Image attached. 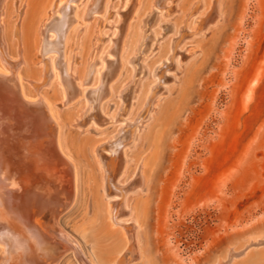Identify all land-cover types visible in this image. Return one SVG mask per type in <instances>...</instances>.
Wrapping results in <instances>:
<instances>
[{
    "label": "rangeland",
    "instance_id": "rangeland-1",
    "mask_svg": "<svg viewBox=\"0 0 264 264\" xmlns=\"http://www.w3.org/2000/svg\"><path fill=\"white\" fill-rule=\"evenodd\" d=\"M49 1L7 0L0 65L13 67L26 95L51 105L64 153L77 169L75 201L55 222L61 238L69 236L89 264H126L114 261L121 229L136 234V251L127 264H264V0H173L160 23L162 34L151 41L130 112L116 114L114 94L102 105L105 122L97 126L76 124L83 102H62L55 80L43 84L40 79L45 62L41 65L35 52L37 27ZM109 2L113 15L102 28L105 39L125 0ZM215 5L220 14L216 22L198 30ZM93 27V19L78 20L66 40L70 72L77 77ZM173 38L179 62H167L164 78L156 76L157 87L165 90L145 119L148 106L141 110V100L155 79L152 69L165 58ZM127 67L124 62L120 80L127 79ZM126 123V129H138L123 179L129 213L111 228L94 149ZM137 173L145 183L132 190L139 182ZM59 264L82 263L69 250Z\"/></svg>",
    "mask_w": 264,
    "mask_h": 264
},
{
    "label": "bare ground",
    "instance_id": "bare-ground-1",
    "mask_svg": "<svg viewBox=\"0 0 264 264\" xmlns=\"http://www.w3.org/2000/svg\"><path fill=\"white\" fill-rule=\"evenodd\" d=\"M82 2L49 1L37 27L35 52L41 57L39 63L42 65L45 62L39 72L43 84L55 80L64 103L74 100L83 102L76 124L97 126V123L105 122L100 113L102 105L114 94L118 98L116 114L122 116L130 112L133 100L140 91L141 73L151 41L162 34L160 23L168 16L169 5L173 0H148L143 6L141 0H125L121 6L124 7L123 11L121 7L115 11L116 21L112 24L114 30L107 32L106 39L102 37L105 34L102 28L106 25V19L113 15L109 0H85L78 14L77 8ZM6 3L7 0H0L2 58H5L2 17ZM212 9L198 30L216 22L220 14L216 5ZM88 19L94 20V27L82 72L77 77L74 72H70L66 40L78 20ZM156 25H159L157 31L154 30ZM132 26L134 32L126 51V41ZM174 40L170 42L165 58L156 62L152 69L155 79L149 84L140 106L141 110L148 106L145 119L149 118L150 111L165 90L164 85L157 87L156 76L164 78L162 68H170L167 62H172L173 66L175 60L179 62ZM112 56H117V59ZM124 62L128 65L125 81L120 80ZM0 83L8 88L9 96L14 98L19 109L15 112L0 103V264H59L70 249L65 239L61 238L55 222L75 201L78 190L77 169L64 153L61 128L51 105L45 100L32 99L26 95L13 67L0 65ZM136 118L133 120L138 121ZM120 125L111 141L94 149L111 228L121 224L124 216L129 213L125 207L128 190L124 187L123 179L129 169L128 153L138 140V129H126L129 123ZM32 160H36L35 166H31ZM40 165L43 171L34 172ZM136 177L139 182L131 187L132 190L145 183L143 174L137 173ZM118 196H121L120 202L116 201ZM121 230L122 243L114 261L127 264L128 258L136 251V234L134 229L125 232ZM47 233L50 234L48 242L43 237Z\"/></svg>",
    "mask_w": 264,
    "mask_h": 264
},
{
    "label": "water",
    "instance_id": "water-1",
    "mask_svg": "<svg viewBox=\"0 0 264 264\" xmlns=\"http://www.w3.org/2000/svg\"><path fill=\"white\" fill-rule=\"evenodd\" d=\"M8 88L6 86H4L3 83H0V103L3 105V106H9V108H12L15 112H18L17 109L18 106L17 104L15 103L14 101V98H12V96H9L8 94ZM18 144H16V148H18ZM61 229V228H60ZM62 230V229H61ZM63 231V230H62ZM65 235H67L65 232H64ZM68 236V235H67ZM68 240L65 241L66 244H68L72 251L76 252V254L78 255V258L79 260L81 261L82 264H89L85 259L81 258L80 257V251L78 249V246L77 244L68 236L66 237Z\"/></svg>",
    "mask_w": 264,
    "mask_h": 264
}]
</instances>
